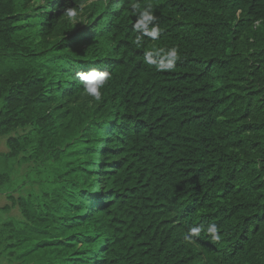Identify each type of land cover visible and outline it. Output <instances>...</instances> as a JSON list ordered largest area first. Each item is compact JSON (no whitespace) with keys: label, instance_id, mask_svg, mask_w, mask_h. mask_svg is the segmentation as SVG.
I'll list each match as a JSON object with an SVG mask.
<instances>
[{"label":"trees","instance_id":"16d2710c","mask_svg":"<svg viewBox=\"0 0 264 264\" xmlns=\"http://www.w3.org/2000/svg\"><path fill=\"white\" fill-rule=\"evenodd\" d=\"M0 136V264H264V0H0Z\"/></svg>","mask_w":264,"mask_h":264},{"label":"clouds","instance_id":"9594fccd","mask_svg":"<svg viewBox=\"0 0 264 264\" xmlns=\"http://www.w3.org/2000/svg\"><path fill=\"white\" fill-rule=\"evenodd\" d=\"M132 9L138 13V17L133 24V30L140 35H137L135 43L140 45L142 37H148L152 41L158 40L160 36L159 27L154 24L156 20L155 15L151 9V5L141 9L138 3L132 4ZM63 13L66 19L75 20L78 15V9L75 7H66L63 9ZM151 25V27H149ZM161 57V60L157 62L153 57ZM179 59V49L175 46L169 48H152L145 54L144 61L149 66H155L157 71L171 72L176 61ZM111 78V74L107 70H100L99 67H92L88 71H76L75 79L82 85L83 92L93 98L96 101L102 99L101 89L105 86L106 82ZM204 230V226L190 227L187 233L184 235V239L190 243L195 242L193 238L199 237L200 233ZM207 234L210 236L213 242H219L221 236L218 234V228L216 224H209L207 227Z\"/></svg>","mask_w":264,"mask_h":264},{"label":"rangeland","instance_id":"374dc122","mask_svg":"<svg viewBox=\"0 0 264 264\" xmlns=\"http://www.w3.org/2000/svg\"><path fill=\"white\" fill-rule=\"evenodd\" d=\"M11 135H13V134H10V136ZM8 136H0V154L1 153H5L7 151L6 150V146H5V142H6V139H7ZM26 170L27 169L24 167V168L18 170L17 173L12 174V178H13L12 181H13V183H11L10 186H7V188H9V187L10 188L7 189V190H5V191H0V209L1 208H4L5 206H10L11 205L10 202H9V200L7 199V197H8V195L10 193H11V195H14V196H16L18 194V192H15V191L13 192V189L18 184L17 183V180H20V178L25 175ZM96 172H99V168L96 169ZM102 177H103L102 175H95V181H98V183L95 182V185L92 188V190L94 192H96L97 187L102 184ZM9 215L10 216H13V217H16L17 216V212L15 210H12L9 213Z\"/></svg>","mask_w":264,"mask_h":264}]
</instances>
